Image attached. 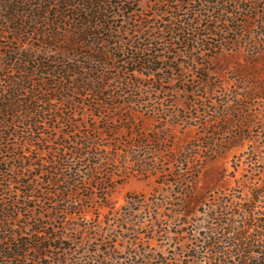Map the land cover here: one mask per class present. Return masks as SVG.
Returning <instances> with one entry per match:
<instances>
[{"label":"rangeland","instance_id":"rangeland-1","mask_svg":"<svg viewBox=\"0 0 264 264\" xmlns=\"http://www.w3.org/2000/svg\"><path fill=\"white\" fill-rule=\"evenodd\" d=\"M16 1L0 0V94L14 107L31 96L41 113L0 112V246L11 256L0 264H237L240 242L225 224L243 226L238 212L251 205L247 232L264 231V198L250 199L264 186L257 0L227 15L230 0ZM173 14L198 24L178 33L199 38L192 53L156 36ZM225 18L237 42H225ZM85 20L113 29L116 48L150 35L159 69L131 71L125 54L82 80L90 49L59 34ZM22 247L27 258L14 257Z\"/></svg>","mask_w":264,"mask_h":264},{"label":"trees","instance_id":"trees-1","mask_svg":"<svg viewBox=\"0 0 264 264\" xmlns=\"http://www.w3.org/2000/svg\"><path fill=\"white\" fill-rule=\"evenodd\" d=\"M244 0H230L227 1L226 3H230V6L233 5L232 10H228L225 8V14L227 15V13H233L234 10H236L238 8V6L236 5H241L242 2ZM7 2L10 3H17L16 0H7ZM254 6L253 9L255 10L254 12V17H259V21H258V27L260 28V37L263 39L260 42L263 44L264 43V0H257L256 2H253ZM89 7V6H88ZM251 9V8H250ZM261 9V12L259 11ZM14 11V8H13ZM163 13V12H161ZM92 14V13H91ZM258 14H260L258 16ZM15 14H13V17L15 18L14 20V28L15 29H20L19 23H18V14L17 17L14 16ZM93 17L96 19L97 17L100 18L102 21V19H105V14L104 13H98L97 11H95L93 14ZM190 19L188 20H183V18L179 17L178 14H173L171 16V18L163 23V26H161L162 28H160L159 26V31L158 34L156 36H159L160 33L164 34L167 33L169 34V38H175L176 41L181 42L184 47H185V53H192L193 47H194V43L197 42V39L199 38H191V37H186V36H182L181 34L178 35V33L181 32H185L186 30L192 29L194 31L193 28H197L196 24L195 26L194 21H190ZM98 21V20H97ZM89 20H85L84 23H81L79 26H74L73 24H70L69 28H66V32H68V37H66V35L64 33H60L59 34V38H61V40H64L66 42H71V45H76L78 44H83L80 42H86L84 45L85 47L90 49V52H84V55L86 56L85 58L90 60V63H92V65L89 63V66H79L78 68H80L79 74L81 75L80 77L82 78V80L87 79V74L90 73H95L97 78H99L98 74H100L103 70L105 71V67L109 60H120L122 55L127 54V63L131 64L133 66H136V68L131 69V71H135L137 70V67H148V65L156 63V66L150 68L149 71H151V73H155L158 69L159 66H157L158 64V57L159 55L155 53L156 49L155 46L158 43L157 41H152L150 35H145L143 41H141V43L138 44H133L131 45L132 48H122V45H119V47L116 48V44L115 47L109 46L107 44H113L115 42H111L112 38L114 37V30L110 29L109 27L105 26V24L103 22H100L101 24H96L94 26L90 25L88 26ZM231 23H233L231 18H225V30L228 33H231L232 36H225V42H237L239 37H240V32L238 30V28H236L235 26H233ZM214 26H209L207 25L206 28L208 29V32L211 34H216L217 32L215 30H213ZM216 29V27H215ZM116 31L118 32V30L116 29ZM106 36V37H105ZM154 36V35H153ZM201 36V35H200ZM48 38L52 37H56V36H47ZM77 42V43H76ZM170 45L171 42H169ZM210 51L211 54L214 53V50L216 48V46L210 44ZM256 45V42H255ZM264 45V44H263ZM126 57V55H125ZM194 59V58H193ZM88 60H86L88 63ZM192 60V58H191ZM97 62V64H96ZM80 63V62H79ZM193 69H197V66H195V64L192 62V66ZM82 69V70H81ZM86 69V71H85ZM169 69H171V71L173 70H177L179 72H182V68H175L173 66H169ZM77 70V68H76ZM54 76V75H53ZM100 79V78H99ZM96 82V79H95ZM96 86H93V90H91L92 92H94L96 94V96H98L99 92L101 90H103V85L99 84V82L96 83ZM94 85V83H93ZM101 85V87L99 86ZM83 87V86H82ZM36 93V94H34ZM31 95H43L41 91H39L38 89H32L31 90ZM40 97V96H39ZM29 98H31L29 101H26V105L25 106H21L19 107V105H15L17 107H14V104L12 103H8L4 100H6V95H4V98L1 97L0 94V112L3 115V118L7 119L9 117L12 118H17V116H19V111H21V113H24L25 116H31V115H36L37 113H41L38 109V107H32L31 103L35 102L32 97L30 96ZM28 100V99H27ZM36 106V105H35ZM34 111V112H33ZM37 117V115H36ZM30 119L32 117H29ZM5 119H3V122H0V132H1V127L4 129L5 127L8 126V123L5 121ZM31 124H36V120L35 121H29ZM28 122V123H29ZM2 136H0L1 138ZM186 162V161H185ZM2 171V170H1ZM53 179V178H52ZM54 181V180H53ZM260 197L264 198V186H261L259 188H252L251 189V196L250 199L251 201H256L259 200ZM254 212V208L249 205L246 206L243 211L238 212V213H243L245 220L243 221V226H238V228H236V226L234 224H225L226 225V229H228V225L233 226L232 229L229 228V232H232L233 234V238L234 239H238L240 244H239V259H238V263L237 264H264V231L260 230V236H255L252 233H248L247 229L249 224L247 223V218L248 217H253L251 214H253ZM235 214V213H233ZM264 223V222H263ZM264 224H262L260 227V229H264L263 227ZM258 226V225H256ZM246 229V230H245ZM3 243V242H2ZM3 244H1L0 246V258H5L7 259L9 256L8 253L4 252V250H1ZM5 245H8L7 243ZM21 245H25L24 242L21 243ZM15 246H20V244L17 242L15 244ZM38 247H41V244H39ZM10 249V246L9 248ZM12 255L14 257H19V259H25L27 258L26 255V250L24 249V247H22L21 249L18 250H13ZM200 257L199 254H197L196 258ZM225 264H233V262L231 260L225 261Z\"/></svg>","mask_w":264,"mask_h":264}]
</instances>
